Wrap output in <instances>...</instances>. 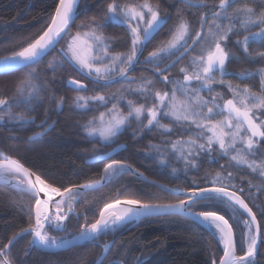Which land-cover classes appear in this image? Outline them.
Segmentation results:
<instances>
[{
  "label": "snow or ice",
  "instance_id": "6c2138e0",
  "mask_svg": "<svg viewBox=\"0 0 264 264\" xmlns=\"http://www.w3.org/2000/svg\"><path fill=\"white\" fill-rule=\"evenodd\" d=\"M183 3L189 8L204 9L199 14L200 27L195 36H192L191 23L178 10L177 22L169 29V38L160 41L144 57L143 63L153 66L152 76L158 78L153 79L143 75L132 77L128 73L141 62L140 57L145 47L167 22V17L161 15L158 4L153 5L150 0H142L139 3L107 0L103 6V15L99 19L93 16L86 24L77 25L78 29H87L86 31L78 30L75 34H69V28L79 14V0H58L50 23L43 33L19 51L0 58V74L26 70L16 84L15 94L11 97H0V122L7 120L20 127L35 123V117L29 113L34 112L35 108L43 103L42 94L46 93L47 84L34 82L38 77L37 69L33 66L67 34L70 35L67 45L60 49L62 60L50 61V69L54 70L57 64L63 67L64 62H67L93 83L111 84L118 80L124 81L128 87L122 88L120 92L127 91L144 101L138 103L127 100L125 106L128 111L124 112L120 108L125 99L122 94L76 95L73 105L77 110L86 113L98 107L105 108V111L100 112L98 116L93 115L83 124L85 139L96 140L104 147H111L116 145L119 136L131 126V121L135 120L141 130L156 129L160 133L161 142H149L146 147L152 156L158 158L159 165L165 168L169 167L174 159L177 163H183L182 170L186 173L190 169L198 170L197 161L203 156H207L209 162L227 157V166H246L264 180V153L259 152V145L264 144V67L231 73L228 71V62L240 57L226 50L231 36L236 35L237 39L232 43L242 51L244 58L264 63V51L250 50L253 44L264 48V8L257 11L256 6L249 3L233 8L236 0H218L215 4H207L205 0H183ZM110 23L125 28L129 48L127 53L111 51V41L102 31ZM253 28L256 31H251ZM240 33H244L242 38ZM189 39L193 41L191 45L188 44ZM197 45H200L199 55L190 57L188 63L179 68L183 75L182 80L173 79L170 75H161L168 72ZM165 60L169 62L163 64ZM216 73L221 77L219 80L216 79ZM226 75H235L241 80L258 75L259 91L254 92L248 84L241 86L225 81L223 77ZM158 81L162 82L166 89L168 85H171V88L163 91L155 89ZM67 84L77 93L86 91L80 80L69 79ZM217 85L226 87L231 93L230 98H225L223 92H214L213 89ZM203 92L212 94L205 97L201 94ZM48 99L54 102L56 109H62L64 97L49 96ZM110 100L116 102L109 108L107 105ZM15 108H22L23 111H14ZM45 114L46 119L37 125L42 130L30 136L29 140L43 137L54 127V122H48L47 109ZM162 120L169 122L163 124ZM177 127L181 132L194 134L172 140L169 137ZM136 135L138 133L134 130L133 136ZM120 147L111 148L110 151L93 157L96 161H109L104 165L100 180L71 185L63 190L42 178L43 173L33 172L20 160L0 150V184L11 185L20 192H27L35 200L34 209L29 211L30 221L34 218V223L30 222L28 228L22 229L0 247V264H15L11 247L14 240L22 234H31L30 247L42 250L63 249L74 241L94 242L101 235L113 232L121 225L141 217L169 214L187 216L212 230L211 234L214 239H218L223 254L219 256L218 261L213 255L211 264H257V255H264L260 253V246L264 245V209L259 214L261 219H258L257 214L246 203L243 189L236 190V186L229 183L233 179L231 172L226 176L216 172L211 175V179H207L210 174H206L203 182L210 185L209 187H201L195 180L186 191L179 187L157 185L162 191L184 196L185 199L175 203H150L136 198L115 200L113 203H106L99 210V218L93 223L82 224L78 235L72 240L50 235L49 228L64 230L65 220L72 212V205L77 202L81 190H95L102 183H111L126 173L143 177V173L134 169L126 158H112ZM224 167L226 165H221V168ZM180 171V168H171L172 174H178ZM33 176L35 180L31 179ZM41 194L44 198H41ZM57 195L59 199H55ZM65 204L68 205L67 212L63 211ZM121 204L124 206L119 207ZM219 205L231 210L230 219L238 224L242 223V232L237 234L229 219L220 214L219 210L193 211L197 206L213 208ZM116 208L118 210L114 211ZM238 214H246L248 218L240 221ZM109 251L110 245L105 244L102 254L94 264H104ZM109 264H127V260H111ZM134 264H149V261L147 257L138 256L134 258Z\"/></svg>",
  "mask_w": 264,
  "mask_h": 264
},
{
  "label": "trees",
  "instance_id": "16d2710c",
  "mask_svg": "<svg viewBox=\"0 0 264 264\" xmlns=\"http://www.w3.org/2000/svg\"><path fill=\"white\" fill-rule=\"evenodd\" d=\"M57 2L58 0H0V58L19 51L41 35L50 23V17ZM121 2H125V0H121ZM128 2L139 3L142 0H128ZM150 2L159 5V11L167 17V22L145 47L143 55L140 57L141 61L160 41L169 38V29L177 22L178 10L191 23L192 36H195L196 30L200 27L198 23L199 14L204 11V9L189 8L187 4L183 3V0H150ZM205 2L215 4L218 3V0H205ZM106 3L107 0H80L79 14L69 28V32L86 31L87 29H78L77 25L86 24L93 16L99 19L103 15V6ZM243 3L254 4L257 11L264 8V0H236L232 7H239ZM231 10L230 8L229 11ZM225 23L227 22L225 21ZM102 31L110 39L113 53H127L129 51L124 27L110 23ZM251 31H256V29L253 28ZM243 34L240 33L241 38ZM236 39V35L231 36V42L227 44L226 50L239 56L240 59L228 62V71L238 73L243 70L252 71L264 67V63L259 60L252 62L245 59L242 51L232 43ZM192 43L193 41L189 39L188 44L191 45ZM58 45L33 66L37 69L38 77L34 82L47 84V91L42 94L44 95L43 103L38 105L34 112L29 113L30 116L35 117V123L20 127L7 120L0 122V150L20 160L33 172L43 173L42 178L56 187H61V190L71 185L99 180L104 165L109 161L103 160L95 163H87L86 161L121 144L125 147L114 154L113 159L126 158L128 163L149 178L173 188L179 187L187 190L194 180L201 187L210 186L203 182L206 174H210L207 175V179H211V175L216 172H221L225 176L231 172L233 179L229 183L234 184L236 190L243 189L246 202L257 214L258 219H261L259 214L264 209V187H258L257 184L260 181L255 173H252L246 166H227L229 164L227 157L218 159L216 162H209V158L203 156L197 161L198 170L190 169L186 173L182 170L183 163H177L174 159L170 166L165 168L159 165L158 158L152 156L146 147L149 142L159 144L162 140L160 133L156 129L152 131L141 130L135 120L131 121V126L119 136L116 145L111 147H104L96 140L85 139L83 124L93 115L98 116L100 112H103L104 107H98L94 111L85 113L74 107L73 98L78 94L84 96H93L98 93L105 95L120 94V80L111 84L93 83L67 62H64L63 67L57 64L54 70L50 69L48 67L50 61L59 62L62 60ZM199 49L200 45H197L168 72L161 75H170L173 79L182 80L183 75L179 72V68L186 65L190 57L197 55ZM250 50L260 52L264 51V48L253 44ZM168 62L165 60L163 64ZM137 64H142V67H136L132 71L135 76L149 74L151 78L158 79L152 76L153 70L146 69L147 66L154 69L153 66L143 62ZM163 64L160 66L163 67ZM25 71L21 69L0 75V97H11L15 94L16 84ZM220 78L219 73H216V79L219 80ZM69 79L83 82L86 91L77 93L75 89L68 87L66 84ZM223 79L231 81L234 85L248 84L252 86L254 92L259 91L258 75L243 80L238 79L235 75H226ZM154 87L163 91L170 89L171 85H168L166 89V86L158 81ZM213 91L223 92L225 98L231 96L226 87L219 85L215 86ZM201 94L208 97L212 93L203 92ZM49 96L64 97L62 109H56L54 102L48 99ZM124 97L125 99L120 105L124 112L128 111L125 106L127 100L131 99L138 103L144 102L142 98L132 94ZM115 102V100H110L107 107H111ZM150 103L151 101H149ZM46 109L48 110V122L49 124L54 122V127L43 137L29 140V136L42 130L37 125L46 119ZM14 111L22 112L23 109L15 108ZM161 122L167 124L169 121L162 120ZM134 130L138 133L135 137L133 136ZM193 134L187 131L181 132L177 127L169 138L175 140L180 136L187 138ZM261 151H264V144L259 145V152L261 153ZM221 165H226V167L221 168ZM172 167L180 168L181 171L178 174H172ZM129 198L141 199L150 203H173L184 199V197L162 191L157 185L141 180L131 173H126L95 190L80 192L77 202L73 204V212L65 220L64 230L56 231L49 228L48 231L55 237H69L77 234L82 224L93 223L98 218L99 210L106 203ZM34 204L35 200L29 193L20 192L12 186L0 184V247L22 229L28 228L30 222L34 223V218L31 221L29 218V211L33 209ZM208 210H219L220 214L229 219L237 234L243 231L242 223L238 224L230 219L232 212L223 205L213 208H201L199 206L193 208L195 212ZM244 219H247L245 214L239 215L240 221ZM211 231L207 227L177 214L146 216L121 225L115 231L101 235L94 242H84L81 245L56 252L30 247L29 241L32 237L30 233H26L14 241L11 254L15 264H94V261L102 254L103 246L114 239V243L104 259V264H109L111 260H127V264H134V258L138 256L147 257L149 264H211L213 255L218 261L219 256L223 253L222 246H219L218 239L213 238ZM260 253H264V245L260 246ZM256 261L257 264H264V255L258 254Z\"/></svg>",
  "mask_w": 264,
  "mask_h": 264
},
{
  "label": "water",
  "instance_id": "95a60500",
  "mask_svg": "<svg viewBox=\"0 0 264 264\" xmlns=\"http://www.w3.org/2000/svg\"><path fill=\"white\" fill-rule=\"evenodd\" d=\"M79 2H80V0H79ZM162 29V28H161ZM160 29V30H161ZM62 40V39H61ZM60 40V41H61ZM59 44V43H58ZM58 44H56L55 45V47L58 45ZM54 47V48H55ZM53 48V49H54ZM52 49V50H53ZM51 50V51H52ZM50 51V52H51ZM49 53V52H48ZM45 57V56H44ZM14 72V71H13ZM1 75V74H0ZM84 86H85V84L83 83V82H81ZM68 87H71V88H73L72 86H69L68 84H66ZM74 89V88H73ZM33 135V134H32ZM31 135V136H32ZM30 137V136H29ZM29 139V138H28ZM117 146H121L119 149H118V152L120 151V150H122L124 147H125V145H123V144H121V145H117ZM117 146H115V147H117ZM114 147V148H115ZM110 151V150H109ZM100 155H102V154H100ZM100 155H98V156H100ZM15 159V158H14ZM87 163H95V162H98V161H96V160H94L93 159V157L92 158H89L87 161H86ZM25 166V165H24ZM26 167V166H25ZM26 168H28V167H26ZM134 169H136V170H138L137 168H135V167H133ZM103 169H104V167H103ZM138 172H141L140 170H138ZM102 173H103V170H102ZM102 175V174H101ZM135 176V175H134ZM137 178H139V179H141V180H144V181H147V182H150V183H152V184H155V185H166V184H164V183H162V182H159V181H157V180H155V179H152V178H149L148 176H146L144 173H143V177H139V176H136ZM101 178V177H100ZM31 179H33V180H35V177L33 176V177H31ZM100 180V179H99ZM98 181V180H97ZM154 182V183H153ZM86 184V183H85ZM106 183H102V185L101 186H103V185H105ZM4 185V184H3ZM79 185H83V184H79ZM8 186H11V185H8ZM101 186H99V187H101ZM168 188H173V187H170V186H168V185H166ZM99 187H97V188H99ZM205 187H209V186H205ZM160 188V187H159ZM161 189V188H160ZM88 190H90V189H84V190H81L80 192H84V191H88ZM185 190V189H184ZM186 191V190H185ZM165 192H167V191H165ZM181 197H184V196H181ZM41 198H44L43 197V194H41ZM55 199H59V196L57 195V196H55ZM184 199H185V197H184ZM120 201H124V200H120ZM111 203H113V202H111ZM173 203H175V202H173ZM247 203V202H246ZM34 206H35V204H34ZM124 205L123 204H121L119 207H123ZM250 207V206H249ZM33 209H34V207H33ZM114 211H115V209H113ZM254 212V211H253ZM53 213L55 214V210L53 209ZM178 215V214H177ZM246 215V214H245ZM153 216H158V215H153ZM181 216V215H180ZM183 217H186V218H189V217H187V216H183ZM98 218H99V216H98ZM142 218V217H141ZM226 218V217H225ZM248 218V217H247ZM189 219H191V218H189ZM227 219V218H226ZM192 220V219H191ZM193 221V220H192ZM230 223V222H229ZM205 227H207V226H205ZM21 232V231H20ZM19 233V232H18ZM23 235V234H22ZM78 235V233L77 234H74V235H72V236H70L69 238H67V239H69V240H72V238L73 237H75V236H77ZM14 236H16V234L14 235ZM13 236V237H14ZM12 237V238H13ZM20 237V236H19ZM18 238V237H17ZM16 238V239H17ZM15 239V240H16ZM14 240V241H15ZM14 243V242H13ZM84 242H80V241H74L73 242V244L72 245H70V246H68V247H66V248H63V249H55V248H53V249H46V250H44V251H50V252H56V251H60V250H65V249H68V248H70V247H73V246H77V245H81V244H83ZM114 243V239L113 240H111L109 243H107L108 245H110V247L112 246V244ZM42 250V249H41ZM223 254V253H222ZM119 261V260H118Z\"/></svg>",
  "mask_w": 264,
  "mask_h": 264
},
{
  "label": "flooded vegetation",
  "instance_id": "af4514ba",
  "mask_svg": "<svg viewBox=\"0 0 264 264\" xmlns=\"http://www.w3.org/2000/svg\"><path fill=\"white\" fill-rule=\"evenodd\" d=\"M143 60H144V59H143ZM143 60L141 61V59H140L141 62H143ZM136 67H137V68H138V67L140 68V67H142V64H141V65H138V64L135 65V67H134V68L128 73L129 76H132V77H140V76H138V75L135 76V75L132 73V71H133ZM146 69H148L149 71H151V70L154 71V69H152L150 66H147ZM143 76H146V77H150V78H151V76H150L149 74H148V75H147V74H144ZM120 84H121V85H120V90H121L122 88H123V89H126V88L128 87L127 84H126L124 81H121V80H120ZM133 87H135V85H133ZM120 94H122L123 96H125V95H128L129 93H128L127 91H124L123 93L120 92ZM52 123H53V122H52ZM52 123H51V124H52ZM63 211H64V212H67V211H68V205H67V204L64 205V207H63ZM72 212H73V205H72ZM72 212H71V213H72ZM53 215H55V214L53 213ZM52 236H53V235H52ZM62 238H65V237H62Z\"/></svg>",
  "mask_w": 264,
  "mask_h": 264
},
{
  "label": "rangeland",
  "instance_id": "374dc122",
  "mask_svg": "<svg viewBox=\"0 0 264 264\" xmlns=\"http://www.w3.org/2000/svg\"><path fill=\"white\" fill-rule=\"evenodd\" d=\"M154 5V4H153ZM162 15V14H161ZM163 16V15H162ZM69 34H75L74 32H69ZM70 38V35H66V37L64 38V40L58 45V50L60 51V49L61 48H65L66 47V45H67V40ZM168 39V38H167ZM167 39H165V40H167ZM197 55H199V52H198V54ZM110 108V107H109ZM103 111H105V108H104V110ZM217 119H220V117H216ZM162 123V122H161ZM164 124V123H163ZM261 153H264V151H261ZM255 175L257 176V178H258V180L260 181V182H258V187H264V180H262L260 177H259V175H258V173H255ZM51 235V234H50ZM58 238H62V237H58ZM67 238H69V237H65V239H67Z\"/></svg>",
  "mask_w": 264,
  "mask_h": 264
},
{
  "label": "bare ground",
  "instance_id": "6f19581e",
  "mask_svg": "<svg viewBox=\"0 0 264 264\" xmlns=\"http://www.w3.org/2000/svg\"><path fill=\"white\" fill-rule=\"evenodd\" d=\"M118 210V208L115 209V211Z\"/></svg>",
  "mask_w": 264,
  "mask_h": 264
}]
</instances>
